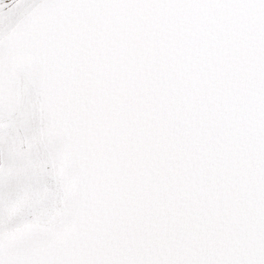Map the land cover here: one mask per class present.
Masks as SVG:
<instances>
[{
    "label": "snow or ice",
    "instance_id": "snow-or-ice-1",
    "mask_svg": "<svg viewBox=\"0 0 264 264\" xmlns=\"http://www.w3.org/2000/svg\"><path fill=\"white\" fill-rule=\"evenodd\" d=\"M0 264H264V0H0Z\"/></svg>",
    "mask_w": 264,
    "mask_h": 264
}]
</instances>
